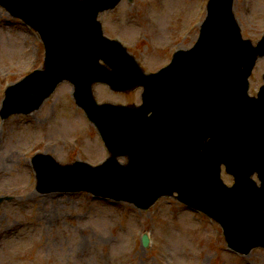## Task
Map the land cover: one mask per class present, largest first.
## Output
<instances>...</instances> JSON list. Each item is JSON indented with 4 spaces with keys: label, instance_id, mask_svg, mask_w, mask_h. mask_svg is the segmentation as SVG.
Returning a JSON list of instances; mask_svg holds the SVG:
<instances>
[{
    "label": "rangeland",
    "instance_id": "rangeland-1",
    "mask_svg": "<svg viewBox=\"0 0 264 264\" xmlns=\"http://www.w3.org/2000/svg\"><path fill=\"white\" fill-rule=\"evenodd\" d=\"M233 11L242 36L256 43L264 33V0H234ZM202 15L201 0H121L98 18L105 35L118 38L145 71H153L168 61L169 52L194 43ZM42 64L38 37L0 6V104L5 80L17 81ZM263 68L264 58H258L249 77L251 95L263 82ZM72 91L64 81L32 113L0 119V196L8 197L0 202V264H245L222 251L224 240L212 237L215 226L173 197L138 210L87 192L36 191L34 179H28L34 153L50 154L62 165L74 160L95 165L108 155ZM92 92L97 102L140 103L141 88L117 92L94 84ZM57 122L64 125L56 128ZM143 232L153 246L133 248ZM248 257L264 264L261 248Z\"/></svg>",
    "mask_w": 264,
    "mask_h": 264
},
{
    "label": "water",
    "instance_id": "water-1",
    "mask_svg": "<svg viewBox=\"0 0 264 264\" xmlns=\"http://www.w3.org/2000/svg\"><path fill=\"white\" fill-rule=\"evenodd\" d=\"M51 1L53 0H0L5 6L10 3L17 11L35 20L42 27L47 49H50L48 70L22 81L10 93L13 98L27 100L28 107L15 106V109L5 112V116L18 109L30 111L37 108L55 84L65 77L75 82L76 96L81 97L87 108V98L91 99L90 84L94 80L106 81L116 89H124L132 85H126L125 78L129 80L130 77L141 76L145 85L148 82L151 85L152 94L160 92L154 85L159 84L161 78H144L133 58L120 45L103 38L100 26L95 21L98 10L113 7L119 0H71L72 7L83 10L81 13L87 26V31L84 32L82 23L74 17L73 10L61 15L60 7L56 4L61 0H54L52 4ZM49 7H52L51 12ZM231 8L232 0L209 1L208 17L198 43L192 50L180 52L174 59L175 64L170 69L174 77L170 91L176 84L174 93L180 92L183 97L187 96L192 110L191 123L182 128L179 134L188 141L195 139L201 142L183 152L191 154L195 150L199 159L207 162L214 153L238 152V162L242 166L248 167L250 171L258 169L263 176L264 172L258 166L264 168V144L259 140V143L249 142L247 137L248 145L244 146L243 143L237 144V139L244 132L251 138H261L264 135V85L260 88L258 98H249L246 94L247 76L257 56L264 55V37L256 47L248 40H242ZM70 43L73 46L65 48ZM105 50L110 54L106 61L115 66L112 70L96 64L99 57L105 58V54L101 55ZM77 68L78 72H74ZM64 71H69L70 76L62 73ZM122 76L125 78H121ZM200 82L204 83L200 85ZM155 99L159 102V99ZM155 99L151 98L149 103L157 105ZM148 105L146 101L143 107L135 112L131 111V114L144 115ZM98 117L95 120L101 126V133L105 140L110 141L115 134L112 125H108L105 131L99 120L100 116ZM260 149L263 150L262 153ZM250 151H254L250 158L259 160L254 166L244 164ZM183 155L187 156L182 152H175V156ZM35 164L38 166L37 162ZM82 166L75 162L59 174L64 181L71 179L73 182L65 189H84L98 193V184L102 181L107 164L99 168ZM163 174L170 176V173ZM38 176L41 179L40 170ZM120 177L125 181L130 180L129 176H121L120 173L111 175V179H108L113 182ZM63 186H52L51 189H62Z\"/></svg>",
    "mask_w": 264,
    "mask_h": 264
},
{
    "label": "bare ground",
    "instance_id": "bare-ground-1",
    "mask_svg": "<svg viewBox=\"0 0 264 264\" xmlns=\"http://www.w3.org/2000/svg\"><path fill=\"white\" fill-rule=\"evenodd\" d=\"M61 125H64V123H62V122H57L56 124H54L53 126H56V128H59ZM51 126V125H50ZM34 195L33 194H29L28 195V197H33ZM51 195H45V197L47 198V197H50ZM83 240H78L77 241V244L79 245V246H81V245H83ZM82 247V246H81Z\"/></svg>",
    "mask_w": 264,
    "mask_h": 264
}]
</instances>
